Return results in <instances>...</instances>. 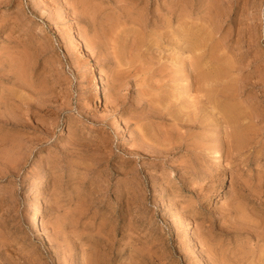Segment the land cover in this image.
Instances as JSON below:
<instances>
[{"label":"rangeland","instance_id":"rangeland-1","mask_svg":"<svg viewBox=\"0 0 264 264\" xmlns=\"http://www.w3.org/2000/svg\"><path fill=\"white\" fill-rule=\"evenodd\" d=\"M0 264H264V0H0Z\"/></svg>","mask_w":264,"mask_h":264},{"label":"bare ground","instance_id":"bare-ground-1","mask_svg":"<svg viewBox=\"0 0 264 264\" xmlns=\"http://www.w3.org/2000/svg\"><path fill=\"white\" fill-rule=\"evenodd\" d=\"M140 27V26H139ZM112 31V30H111ZM112 34V33H111ZM179 40V39H178ZM113 44V43H112ZM111 46V45H110ZM113 46V45H112ZM117 59V58H116ZM118 67V66H117ZM128 70V69H127ZM119 72V71H118ZM128 72V71H127ZM116 77V76H115ZM114 78V77H113ZM116 79H118V78H116ZM121 79V78H120ZM123 79V78H122ZM114 80V79H113ZM121 81V80H120ZM117 91V90H116ZM227 106V105H226ZM228 107V106H227ZM231 107H233V106H231ZM236 107V106H235ZM224 109H226V108H224ZM228 110H229V108H227ZM227 109L225 110L226 112H228V114L232 111L233 113H232V119L234 120V122H235V120L236 119H234L235 118V113H236V111H235V109L236 108H234V110H229V111H227ZM231 109V108H230ZM228 116V115H227ZM237 118H238V115L236 116ZM231 118H229V119H231ZM231 119V120H232ZM232 120V121H233ZM237 121V120H236ZM240 131H238V133H239ZM221 156V155H220ZM219 160H220V158H219ZM38 190V188L37 187H34L33 188V192H35V191H37ZM41 211V208L40 207H36V208H34V209H32L30 212H29V218L32 220V223L34 224V227L35 228H40V220H39V217H38V212H40Z\"/></svg>","mask_w":264,"mask_h":264}]
</instances>
